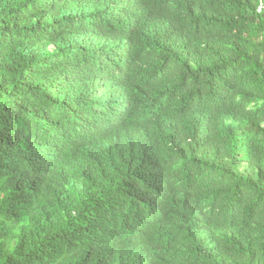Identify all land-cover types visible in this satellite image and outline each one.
<instances>
[{
    "label": "trees",
    "instance_id": "trees-1",
    "mask_svg": "<svg viewBox=\"0 0 264 264\" xmlns=\"http://www.w3.org/2000/svg\"><path fill=\"white\" fill-rule=\"evenodd\" d=\"M0 264H264V0H0Z\"/></svg>",
    "mask_w": 264,
    "mask_h": 264
}]
</instances>
